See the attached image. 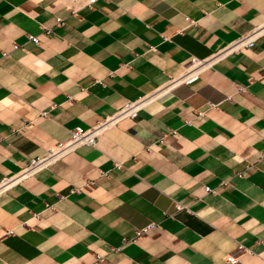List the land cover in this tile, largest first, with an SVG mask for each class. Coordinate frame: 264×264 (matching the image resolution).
<instances>
[{
	"label": "crops",
	"instance_id": "obj_1",
	"mask_svg": "<svg viewBox=\"0 0 264 264\" xmlns=\"http://www.w3.org/2000/svg\"><path fill=\"white\" fill-rule=\"evenodd\" d=\"M70 2L0 0V181L264 24V0ZM0 264H264V35L0 194Z\"/></svg>",
	"mask_w": 264,
	"mask_h": 264
},
{
	"label": "built area",
	"instance_id": "obj_2",
	"mask_svg": "<svg viewBox=\"0 0 264 264\" xmlns=\"http://www.w3.org/2000/svg\"><path fill=\"white\" fill-rule=\"evenodd\" d=\"M97 0H71L68 4L70 12L74 16H78L79 11L82 8L89 7L93 5ZM61 19L58 18V21ZM264 35V24L255 28L248 34H245L239 37L234 42L227 44L222 49L213 53L211 56L205 59L192 58L191 64L178 76L171 77L169 81L154 90L151 93H148L144 96H141L133 101H128L123 104L121 107L117 108L115 112L111 115L106 116L99 120L96 124L92 125L89 128H83L78 126L71 130L70 136L68 139L56 142L41 156L30 157L28 162L20 167V169L11 174L4 176L0 181V194L10 190L26 178H29L35 175L37 172L52 166L53 163L60 160L68 154L76 150L79 146H91L96 147L98 138L110 128L116 126L122 119L131 118L134 119L138 116V113L144 109L146 106L152 102L158 100L164 93L169 91L171 88L178 84H189L198 79L200 74L214 66V64L224 58L231 52H236L241 48L251 47L255 42ZM29 40L32 43H38V37L34 35H29ZM14 47H19L18 44H14ZM175 132H173L174 134ZM167 136L165 134L160 139L161 142H164V138ZM117 167H120L121 164H116ZM206 191H211L210 188L206 187ZM72 191H75L74 189ZM155 223L149 224L142 228L141 230H136L135 237L138 238L146 234ZM238 251H244L246 248L241 244L238 245ZM100 259V257H99ZM227 260L231 263L238 262V256L231 254L227 257Z\"/></svg>",
	"mask_w": 264,
	"mask_h": 264
}]
</instances>
